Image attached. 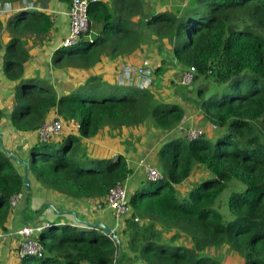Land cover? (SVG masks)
Here are the masks:
<instances>
[{"label":"trees","instance_id":"obj_1","mask_svg":"<svg viewBox=\"0 0 264 264\" xmlns=\"http://www.w3.org/2000/svg\"><path fill=\"white\" fill-rule=\"evenodd\" d=\"M30 2L0 0V15L13 12L18 3L26 7L6 24L11 39L4 51L3 72L7 80L19 81L10 124L17 132L34 133L56 110L63 121L78 125V136L65 137L59 146L36 141L28 150V176L70 200L95 199L103 205L132 170L122 156L89 157L82 139L97 136L103 128L136 129L149 120L156 130L177 133L156 155L162 179L143 180L128 193L130 217L116 233L122 244L120 260L117 244L102 229L51 223L38 237L42 255L27 256L19 264H231L210 254L217 248H228L242 264H264V0H194L179 16L163 12L151 18L142 12L141 0H129L116 13L99 0H89L88 31L77 45L60 48L52 57L56 69L87 70L107 52L112 57L129 52L138 45L139 29L149 30L169 48L176 63L195 68L192 85L200 78L226 85L221 95L205 98L199 89L194 98L202 122L216 132L213 144L205 133L196 140L186 139L178 130L185 110L157 99L148 88L125 89L119 98L97 101L88 95L104 89L101 84L58 96L48 82L23 80L28 54L21 38L45 36L52 26L46 13L28 8ZM134 16L141 21L133 24ZM91 31L98 33L93 39L87 37ZM162 72L158 68L154 75ZM3 118L0 109V123ZM15 165L0 150V231H6L10 199L25 192L23 175ZM200 167L211 178L201 176L200 183L179 200L177 188L195 171L201 172ZM232 180L245 189L230 194L227 207L232 219L225 222L214 206ZM166 232L174 234L167 237ZM180 235L192 246L179 243Z\"/></svg>","mask_w":264,"mask_h":264},{"label":"crops","instance_id":"obj_2","mask_svg":"<svg viewBox=\"0 0 264 264\" xmlns=\"http://www.w3.org/2000/svg\"><path fill=\"white\" fill-rule=\"evenodd\" d=\"M99 1L107 4L111 11L114 10V13L118 11L120 5L125 6L129 2V0H124V3L121 4L118 0ZM141 1L143 3L142 12L146 18H151L153 15L163 12H169L175 16H179L185 11L188 5L194 2V0ZM30 3L28 8L46 13L52 20V26L45 36L34 37L26 35L21 38L22 46L28 54V59L23 65V80L35 78L48 82L53 86L58 96L68 95L70 92L82 86H100L97 84H101L107 90L109 87L118 86L123 87V89L134 88L139 90L144 87L142 89L144 90L154 80L153 88L150 91L156 90V84L161 81H165L167 85L169 81H173L176 86L182 87L179 82L185 68L176 63L169 48L166 49L167 47L160 43L149 30L142 28L139 29L140 40L138 45L132 46L127 53L112 57L107 52L101 56L98 63L87 70L54 68L52 65V57L61 48V42L68 33V13L71 0H31ZM25 9L26 7L18 3L17 8L13 12L9 11L8 13L5 12V14L0 15V20L2 21V31L0 33V109L3 113L8 112L9 118L14 106L15 88L19 81L12 82L7 80L3 72L4 51L7 43L11 39L6 24L12 14ZM131 21L133 24H137L141 21V18L134 16ZM97 35V32L91 31L87 37L93 39ZM148 62L154 68L152 72L148 71L147 67L144 66V63ZM158 68H162L163 72L153 76ZM138 69H143L145 73L143 75L138 74ZM175 78L178 79L175 80L177 82H174ZM173 91V89L168 87V91L165 92L167 93V97L161 100L166 103L178 104L185 110V126L207 128L208 123L206 122L204 123L201 120L194 122L195 118L190 110L191 106L186 103L188 108L185 109L184 99L180 97V94ZM157 93L155 92V97L160 99ZM161 95L162 93H160V97ZM55 115H57L56 110H52L47 120ZM63 124V134L59 140L55 141L58 144L67 136H78V125L75 122L63 121ZM145 125L143 124L136 129H123L119 132H112L108 128H103L97 136L81 140L82 148L91 158L115 159L117 156L125 158L128 167L132 170V175L124 183L125 187L128 188L127 191L129 194L137 188L140 182L145 180L139 162L144 160L156 167V155L160 147L169 137L177 133L176 131L163 133L152 126L148 131L145 128L143 129ZM36 141H38L36 132L30 134L17 132L12 128L10 119L4 116L0 123V150H8L12 156L19 160H25L28 164V150ZM15 166L18 172L23 175V166ZM197 175L200 176L201 174ZM28 178L30 181L28 208L21 218L22 211L25 207L24 192V200L15 209H11L8 214L5 223L6 231H0V264L20 263V259L17 257V250L21 238L16 232L25 225V222L31 221L35 214L42 211L45 206L44 211L32 223L49 222L75 226L76 222L73 216L70 215V213H75L81 221L104 224L116 233L122 228L123 223L117 222L110 211L106 209L95 211L92 208L93 203L96 201L95 199L73 201L56 192L42 188L30 175ZM55 210L67 212V215L56 214Z\"/></svg>","mask_w":264,"mask_h":264},{"label":"built area","instance_id":"obj_3","mask_svg":"<svg viewBox=\"0 0 264 264\" xmlns=\"http://www.w3.org/2000/svg\"><path fill=\"white\" fill-rule=\"evenodd\" d=\"M88 1L89 0H71L68 13L69 26L66 37L61 42V48H70L78 44L81 36L88 31ZM9 12V11H8ZM143 69H138V74L143 75ZM195 68L190 67L183 71L179 84L189 86L194 82ZM144 88V87H143ZM142 88V89H143ZM183 121L178 127V130L188 139L196 140L204 135V130L197 126H185ZM64 128L63 121L58 115H55L46 120L42 126L36 131L38 141L42 143H50L59 140ZM148 162L140 161L139 164L143 169V174L147 181H158L162 179V174L157 168ZM24 199V194L20 193L10 199L11 209H15ZM92 208L95 211L108 210L112 213L115 220L123 223L124 220L130 217L131 209L129 205V194L125 185H118L110 191L104 204L97 200L93 203ZM135 222H139L136 218ZM51 223H32L23 225L16 234L21 238L17 250L18 259L22 260L27 256H41L43 247L40 244L39 235L50 227Z\"/></svg>","mask_w":264,"mask_h":264},{"label":"rangeland","instance_id":"obj_4","mask_svg":"<svg viewBox=\"0 0 264 264\" xmlns=\"http://www.w3.org/2000/svg\"><path fill=\"white\" fill-rule=\"evenodd\" d=\"M185 9V8H184ZM144 66L147 67L148 71H153V67L151 66V63H144ZM152 76V75H151ZM154 76V74H153ZM175 80H178L177 78L174 79V82H177ZM158 82V80H156ZM154 85V80L152 81V83H150V85L148 86V89L151 90V88H153ZM156 90H154L153 92H158V96L160 98V100L162 98L167 97V93H165L166 91H168V87L170 89H173L175 93L180 94L183 99H184V108L187 109L188 107L186 106V103H188L191 106V112L194 115V122L195 121H203V117H202V113H200L197 109V106L194 107L195 105H197L196 100L194 98L197 97V92L199 91V89H202L205 91V98H208L209 96L213 95V94H223L225 91V84H218L216 82L213 81V79H204V78H200L196 83H194L193 85H189V86H176L173 81H169L168 85L165 81H161L160 83L158 82V84H156L155 86ZM112 89H110V91H108L107 89H102L101 91L97 92L96 95H88L89 97H91L90 99L94 98L97 101H100L104 98L110 97V96H114V97H121L123 96V92L125 89H130V88H124L123 87H111ZM118 89V90H117ZM132 89V88H131ZM76 91V90H74ZM74 91L70 92L73 93ZM112 91V92H111ZM160 91V92H159ZM88 92V91H85ZM160 93H162L161 97H160ZM78 94H81L80 91H78ZM89 94V93H88ZM81 96L83 97H88L86 96V94H82ZM163 101V100H161ZM173 102H176L175 100H172ZM199 102V100H197ZM181 104V103H180ZM193 105V106H192ZM205 123V122H204ZM151 121L149 120V122L146 123V125L143 127V129L145 128V130H150L149 128L151 127ZM198 127V126H197ZM207 128L203 129L207 139L213 144L215 139H216V135L214 133L215 130L213 129V127L210 124H207L206 126ZM63 134V132H62ZM214 134V135H213ZM59 146V144H58ZM144 161V160H142ZM146 162V161H144ZM146 164H150V163H146ZM152 165V164H151ZM157 170L160 172L162 171L161 165L159 164V166L157 167ZM201 172H199L198 170L195 171L192 175V178L190 180H188L187 182H185V184L183 186H179L177 188V197L179 200H182L184 198H186L188 196V193L193 190L199 183L200 180L199 178L201 176L207 177V178H211V173L209 171H207L205 168L200 167ZM143 170V169H142ZM197 174H201L200 176ZM128 189V188H126ZM245 186L238 182L237 180H232L228 187L226 188V190H224V192L220 195V197L216 200L215 206L214 208L221 214L223 220L225 222H228L232 219V215L228 210L227 207V201L228 198L230 196L231 193L233 192H242L244 191ZM24 200V199H23ZM89 223V222H88ZM173 235L174 232H166L165 236H169V235ZM190 239L185 237L184 235H180L179 237V243L184 244L187 247H191V243L189 241ZM210 254H212L215 257H218V260L223 261L225 263H231V264H242V262L240 261V259L237 257V255L233 254L231 251H229L228 248H217L214 249L213 251L211 250Z\"/></svg>","mask_w":264,"mask_h":264},{"label":"water","instance_id":"obj_5","mask_svg":"<svg viewBox=\"0 0 264 264\" xmlns=\"http://www.w3.org/2000/svg\"><path fill=\"white\" fill-rule=\"evenodd\" d=\"M3 114H4L5 118L10 119L8 112H4ZM2 150L8 157H10L12 162H14L17 165L23 166V170H24L23 179H24V184H25V201H24L25 207H24L22 214H21V218H22L23 213L28 208V202H29V197H30V181L28 178V170H27L28 164L25 160H19L18 158L12 156V154H10V152L8 150H6V149H2ZM18 150H20V148H18ZM45 208H46V206H45ZM52 208L54 209V207H52ZM44 209L42 211L38 212L37 214H35V216L31 219V221L25 222V225H30L34 220H36L39 217V214H41L44 211ZM55 212H56V214L60 213L62 215H67L66 214L67 212H59L57 210H55ZM70 215L73 216L74 221L76 222V225L78 224L77 226L86 227L88 229H93V228L102 229L103 233L105 235L110 236L112 238V240L117 244L118 254H119L118 260H120L122 258V244H121V241L118 238L116 232L113 229L108 228L106 225L101 224V223H88L86 221H81L77 218L75 213H70Z\"/></svg>","mask_w":264,"mask_h":264},{"label":"clouds","instance_id":"obj_6","mask_svg":"<svg viewBox=\"0 0 264 264\" xmlns=\"http://www.w3.org/2000/svg\"><path fill=\"white\" fill-rule=\"evenodd\" d=\"M146 180V179H145Z\"/></svg>","mask_w":264,"mask_h":264}]
</instances>
